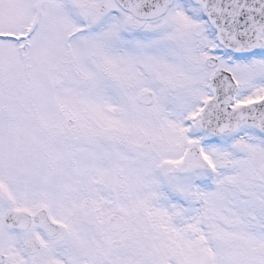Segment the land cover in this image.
Segmentation results:
<instances>
[{"label":"snow or ice","instance_id":"snow-or-ice-1","mask_svg":"<svg viewBox=\"0 0 264 264\" xmlns=\"http://www.w3.org/2000/svg\"><path fill=\"white\" fill-rule=\"evenodd\" d=\"M0 264H264V0H0Z\"/></svg>","mask_w":264,"mask_h":264}]
</instances>
